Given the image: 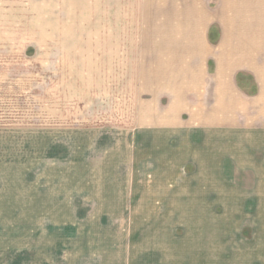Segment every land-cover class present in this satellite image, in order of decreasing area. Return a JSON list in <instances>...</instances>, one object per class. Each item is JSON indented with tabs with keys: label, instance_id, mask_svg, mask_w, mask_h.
Here are the masks:
<instances>
[{
	"label": "rangeland",
	"instance_id": "rangeland-1",
	"mask_svg": "<svg viewBox=\"0 0 264 264\" xmlns=\"http://www.w3.org/2000/svg\"><path fill=\"white\" fill-rule=\"evenodd\" d=\"M187 4L64 0L58 28L0 29V68L35 75L0 87V264H264V172H247L259 153L247 133L204 131L182 113L178 125L146 119L169 116L173 93L153 84L190 68L185 52L204 81L215 69L213 11H166ZM42 79L76 98L57 126L37 114ZM195 81L181 95L198 111Z\"/></svg>",
	"mask_w": 264,
	"mask_h": 264
},
{
	"label": "crops",
	"instance_id": "crops-1",
	"mask_svg": "<svg viewBox=\"0 0 264 264\" xmlns=\"http://www.w3.org/2000/svg\"><path fill=\"white\" fill-rule=\"evenodd\" d=\"M187 1L188 4L185 7L181 6V8H174L173 10L166 9V11L183 13H206L208 9L213 11L214 23L219 29L215 45V69L212 73H205L206 79L204 81L201 72L195 75L191 71L192 55L195 52L191 50L185 52V55L187 53L189 58L190 68H182L178 71L174 69L172 72H167L164 81L153 84L162 89L167 81L168 86L165 87V90L173 93L175 103L172 110L170 109L169 116L160 120H155L151 116L146 119L150 124L178 125L177 123L181 119L179 114L182 113L189 114L188 118L193 123H199L204 131H214L215 133L220 132L219 130L245 132L248 135V147L252 150L253 156L255 157L254 152L258 151L259 153L255 152V154L257 158L261 159L256 158L252 162L250 160L247 172L250 175L253 172L260 174L261 167H263L264 172V0ZM208 1L213 3V7H208ZM206 2L207 4H205ZM66 11H69V8L64 9V0H0V29L58 28L61 25L62 14ZM188 22H191V20ZM3 39L5 38L0 37V59L7 58L6 55H8L10 49L7 47L9 45L8 41ZM207 39L208 37L205 36L203 38L205 42L200 41L202 48H199L201 53L199 58L206 55V47L203 44L210 46ZM32 41H35V39L33 38ZM183 42L190 44L188 40H183ZM5 43L8 44L4 48L2 45ZM30 43L35 44L31 41ZM16 44L18 46L16 52L19 53H22L24 46L27 45L23 38L16 40ZM38 62H40L42 68L39 67L36 70H40L41 75L50 78L56 76L53 75L54 73L48 75L46 62H41L40 59ZM240 66L243 68H240ZM14 75L22 76L26 78L25 80L35 76L32 75L31 69L2 70L0 68V87L11 84L12 82L8 80V77ZM242 75L247 77V90L243 85V80L241 82ZM192 79H196L198 82L195 86L199 85L198 111L189 108L185 95H181V93L191 91ZM18 83L20 84L19 80ZM32 83L35 82L30 80L29 84L26 85L27 90L11 89L9 94L17 98L12 102L24 101L22 95L24 97L29 95ZM52 83H54V86ZM55 83L56 79L48 84L46 79H42L43 89H39L40 95L33 99L38 102L39 111L37 114L41 116V120L42 118H50L48 121L49 125L52 126H57L56 121L60 117L62 122L64 103L66 104L65 107L73 108L74 105L70 106V102L76 101L74 97L64 101L62 89L57 87ZM7 96L9 97V95ZM0 101H3L1 95ZM53 115L55 117L52 119ZM42 122L48 123L43 120ZM33 131L42 133L39 129L37 131L32 129L31 132ZM30 141L34 143L35 139L30 138ZM249 156H251V153ZM50 157V164H54L56 156L52 157L50 155ZM127 157L126 155V160ZM31 158L32 156L29 157V160ZM131 158L129 157L128 160L131 161ZM119 163L122 162L119 160ZM39 164L30 167L33 170L30 169L29 172L36 171ZM257 250H259L258 252L262 251L264 257V244L257 247Z\"/></svg>",
	"mask_w": 264,
	"mask_h": 264
}]
</instances>
